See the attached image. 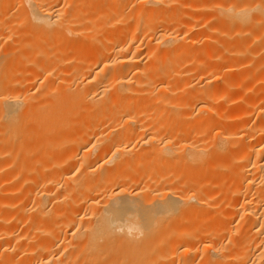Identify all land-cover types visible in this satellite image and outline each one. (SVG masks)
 Here are the masks:
<instances>
[{"label": "bare ground", "instance_id": "bare-ground-1", "mask_svg": "<svg viewBox=\"0 0 264 264\" xmlns=\"http://www.w3.org/2000/svg\"><path fill=\"white\" fill-rule=\"evenodd\" d=\"M261 87L264 0H0V264H264Z\"/></svg>", "mask_w": 264, "mask_h": 264}, {"label": "rangeland", "instance_id": "rangeland-1", "mask_svg": "<svg viewBox=\"0 0 264 264\" xmlns=\"http://www.w3.org/2000/svg\"><path fill=\"white\" fill-rule=\"evenodd\" d=\"M219 26L221 27V25H219ZM229 39H230V38H229ZM221 41H222V40H221ZM230 41H231V40H230ZM261 88H262V87H261ZM262 90L264 91V88H262ZM263 91H262V92H263ZM232 93H233V92H232ZM235 93H236V91H235ZM238 94H239V93H238ZM235 95H236V94H235ZM238 97H239V96H238ZM219 100H220V99H219ZM219 100L213 102V104L215 103L214 106H215V105L218 106V105L221 103V102L219 103ZM220 101H222V100H220ZM189 102H190V101H189ZM189 102H188V103H189ZM216 102L219 103V104H217ZM222 103H223V102H222ZM222 103H221V104H222ZM221 104H220V105H221ZM245 104H246V105H245ZM234 105H235V103L233 104V106H234ZM244 105H245V106H244ZM236 106H237V107H235L236 109H238V107H240V108H241V107H246V106H247V103H246V102H242V101L239 100V102L236 103ZM240 108H239V109H240ZM241 109H242V108H241ZM249 118H250V117H249ZM252 118H253L252 120L255 121V120H254V119H255V115H254V117H252ZM235 120H236V119H235ZM235 120H233V121L236 122ZM238 120H239V119H238ZM240 121H241V120H240ZM240 121H237V123H240ZM234 122H231V123H234ZM186 123H187V122H186ZM186 123H185V124H186ZM218 130H219V129H218ZM214 132L217 133V129H216L215 131H213V134H214ZM224 158H226V157H224ZM227 159H228V158H227ZM227 159H221V160H225V161H226Z\"/></svg>", "mask_w": 264, "mask_h": 264}]
</instances>
